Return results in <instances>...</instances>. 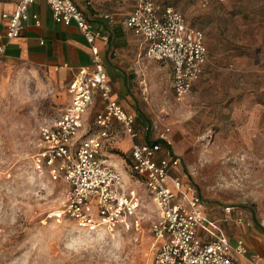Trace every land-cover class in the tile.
Segmentation results:
<instances>
[{
    "label": "rangeland",
    "instance_id": "374dc122",
    "mask_svg": "<svg viewBox=\"0 0 264 264\" xmlns=\"http://www.w3.org/2000/svg\"><path fill=\"white\" fill-rule=\"evenodd\" d=\"M159 1L204 32L209 58L190 95L178 101L169 63L150 58L137 42L131 81L142 124L151 127L146 135L155 140L169 127L182 175L204 202L240 207L264 224V0ZM70 102L67 84L45 67L0 59V264H152L159 212L131 169V152L114 141L103 157L140 196V228L95 234L57 216L69 186L38 173L34 159L41 126ZM96 131L91 124L90 134Z\"/></svg>",
    "mask_w": 264,
    "mask_h": 264
},
{
    "label": "built area",
    "instance_id": "2783aa9c",
    "mask_svg": "<svg viewBox=\"0 0 264 264\" xmlns=\"http://www.w3.org/2000/svg\"><path fill=\"white\" fill-rule=\"evenodd\" d=\"M35 1L19 0L13 13L3 15L7 19L8 40L21 37L30 18L40 25L39 15L30 13ZM96 1L87 0V4L93 6ZM47 2L56 23L75 24L80 29L92 57V63L81 67L70 84L71 102L66 110L43 124L39 131L35 170L38 173L46 170L52 181H64L69 186L64 208L57 216L66 214L79 229L95 234L113 235L120 229L140 228V196L127 187L123 172L103 157L116 121L133 141L131 169L142 178L159 212L151 228L152 264H238V256L247 253L243 241L234 245L222 233L209 241L200 236V229L207 223L204 200L196 187L173 174L181 159L168 152L167 158L157 160L163 148L159 141L171 144L170 128L165 127L151 142L137 141L140 138L137 115L114 98L102 58L100 43L106 44L108 37L96 29L73 0ZM133 2L135 9L126 26L145 39L150 58L172 65L175 98L185 100L208 62L204 32L190 26L185 16L171 5L158 0ZM98 98L104 111L92 123L96 133L90 134L87 114ZM226 212L231 213L232 207H226Z\"/></svg>",
    "mask_w": 264,
    "mask_h": 264
},
{
    "label": "crops",
    "instance_id": "0c3cea01",
    "mask_svg": "<svg viewBox=\"0 0 264 264\" xmlns=\"http://www.w3.org/2000/svg\"><path fill=\"white\" fill-rule=\"evenodd\" d=\"M73 1L87 14L96 29L108 37L106 44L100 43L102 58L113 88L114 98L128 112L137 115L136 128L140 132V138L137 141L140 143L153 141L146 135L151 127L148 124L147 126L142 124L144 114L137 103L131 81L134 76L133 65L136 57L141 55L140 50L137 49V42H141L142 47L146 52L148 51V43L145 39L136 35L125 24L134 12L133 0H97L93 6H89L87 0ZM158 2L161 3L159 0ZM18 3L19 0H0V59L23 60L43 66L51 75L59 76L67 84L69 91L78 70L92 63L90 48L85 37L75 24L67 26L56 23L47 0H36L30 8V13L39 15L40 25H36L30 18L25 23L22 36L8 40L7 19L3 15L13 13ZM106 15L110 18H105ZM169 65L173 76L172 65L170 63ZM93 107L96 108V112L93 119H90L89 112ZM90 110L87 120L89 124H92L104 111L102 100L98 98ZM165 127L164 125V129ZM113 133L111 141H114L115 148L124 152L130 151L132 154L133 141L116 121ZM169 146L163 145L162 150L157 154V160L167 158L168 152L172 156L179 157L172 153L171 144ZM181 167L182 160L181 164L173 169V174L181 178L184 183H189L183 177ZM204 205L207 223L199 231L204 240L209 241L221 233L226 235L234 245L241 240L245 244L247 253L238 256V264H264V224L259 222L254 214L232 205L223 206L209 202H204ZM228 206L232 207L231 213L226 212Z\"/></svg>",
    "mask_w": 264,
    "mask_h": 264
},
{
    "label": "trees",
    "instance_id": "16d2710c",
    "mask_svg": "<svg viewBox=\"0 0 264 264\" xmlns=\"http://www.w3.org/2000/svg\"><path fill=\"white\" fill-rule=\"evenodd\" d=\"M159 142L163 143V145H165L167 147H170L169 144L166 141H164V140H161ZM131 164H132V159H131Z\"/></svg>",
    "mask_w": 264,
    "mask_h": 264
}]
</instances>
